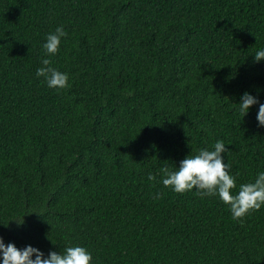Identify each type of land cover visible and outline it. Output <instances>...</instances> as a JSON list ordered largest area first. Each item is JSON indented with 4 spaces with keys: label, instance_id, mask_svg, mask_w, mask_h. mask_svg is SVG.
I'll return each mask as SVG.
<instances>
[{
    "label": "trees",
    "instance_id": "1",
    "mask_svg": "<svg viewBox=\"0 0 264 264\" xmlns=\"http://www.w3.org/2000/svg\"><path fill=\"white\" fill-rule=\"evenodd\" d=\"M262 47L264 0H0V239L80 244L91 264H264V203L233 218L160 182L217 138L230 192L264 170ZM43 56L66 87L36 75Z\"/></svg>",
    "mask_w": 264,
    "mask_h": 264
},
{
    "label": "clouds",
    "instance_id": "2",
    "mask_svg": "<svg viewBox=\"0 0 264 264\" xmlns=\"http://www.w3.org/2000/svg\"><path fill=\"white\" fill-rule=\"evenodd\" d=\"M65 35L62 25L46 33L41 45L44 52L55 53L61 37ZM253 58H264V47L257 49ZM41 65L36 68V75H43L48 87L59 89L67 86L68 74L51 67L47 56L41 57ZM238 102V111L242 116L250 105L257 103V97L245 90ZM255 120L259 126H264V101L258 103ZM226 151L223 140L217 138L210 149L199 148L194 154L185 155L175 168L162 167L160 182L165 186L171 185L174 192L183 193L195 188L200 196L217 195L228 205L233 218L242 217L248 210L259 208L264 203V170L258 171L253 180L241 183L238 190L232 193L230 189L235 186V178L227 171L230 164L221 155ZM148 179H153L151 173ZM160 195L156 192L153 198ZM17 223H22V219H17ZM91 260L92 253L80 244L67 245L62 251L49 249L45 255L35 245L17 247L11 241L5 244L0 239V264H91Z\"/></svg>",
    "mask_w": 264,
    "mask_h": 264
}]
</instances>
